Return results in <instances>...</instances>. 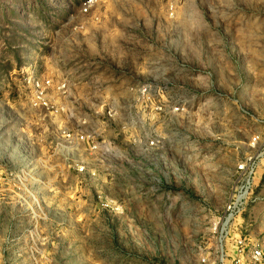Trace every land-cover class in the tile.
Masks as SVG:
<instances>
[{
	"label": "rangeland",
	"instance_id": "374dc122",
	"mask_svg": "<svg viewBox=\"0 0 264 264\" xmlns=\"http://www.w3.org/2000/svg\"><path fill=\"white\" fill-rule=\"evenodd\" d=\"M84 1L0 0V264H204L262 132L264 0ZM253 188L235 229L264 237V161Z\"/></svg>",
	"mask_w": 264,
	"mask_h": 264
},
{
	"label": "built area",
	"instance_id": "2783aa9c",
	"mask_svg": "<svg viewBox=\"0 0 264 264\" xmlns=\"http://www.w3.org/2000/svg\"><path fill=\"white\" fill-rule=\"evenodd\" d=\"M95 0H86L82 3L81 9L87 13L94 4ZM23 87L27 90L32 108H39L56 114L64 112V106H57L51 103L50 93L53 88L52 80L43 78L37 72L29 67L22 75ZM66 87L63 84L60 89ZM151 87L145 86L143 93L150 92ZM264 98V91L262 93ZM175 111H180L179 106H175ZM108 116L112 117L111 109L108 111ZM255 122L262 128V132L253 136L250 148L254 151L251 155H247L237 167L234 190L228 203L225 205L222 216L218 219V224L215 229V234L218 235V242L221 244L214 255L204 259V264H263L264 263V237L251 238L243 233L242 230L235 229V225L241 212L247 205L254 191L256 175L262 162L264 161V118H256ZM85 122H83V125ZM61 138L66 148H74L84 145L89 150H98L99 145L96 142L98 135L92 132H87L82 128L77 130L63 127L60 130ZM158 141L151 139L148 146L150 148L158 147ZM78 173H84L85 167H77ZM1 179V178H0ZM229 242L231 247L229 248Z\"/></svg>",
	"mask_w": 264,
	"mask_h": 264
}]
</instances>
